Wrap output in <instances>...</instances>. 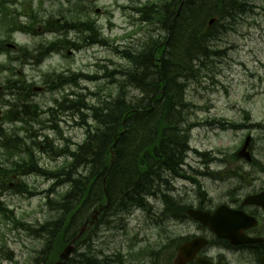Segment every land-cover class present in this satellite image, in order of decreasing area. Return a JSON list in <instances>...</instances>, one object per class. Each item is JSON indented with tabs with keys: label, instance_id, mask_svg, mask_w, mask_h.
<instances>
[{
	"label": "rangeland",
	"instance_id": "1",
	"mask_svg": "<svg viewBox=\"0 0 264 264\" xmlns=\"http://www.w3.org/2000/svg\"><path fill=\"white\" fill-rule=\"evenodd\" d=\"M86 1H88V4L96 2V8L92 9L94 12L93 18L97 22L99 30L111 41L112 46L138 45L142 38L147 35L148 30L152 31L154 29L152 26L149 27L146 24L139 23L137 20L140 19V16H133L136 14L134 9L122 8L129 7L130 4L127 0ZM134 1L140 3L142 0ZM12 2L8 5V9L14 15H17L18 12L21 15L26 13V16L29 15L30 17V10H33L32 14H37L40 23H44L52 12L58 11L60 5L69 6L64 0H12ZM253 4V11L248 10V13L240 18L238 27L236 26L234 30L222 34V41L219 42V46L220 49L228 52L227 56L224 59L214 60L213 64L204 69L200 77L196 79L199 82L192 83V81L190 83L187 102L191 105L193 111V115L189 117L190 121L201 125V127H196L192 131L191 146L198 151L208 153L211 157L223 158V162H221L223 165L216 161L217 163H214L212 170H219V168L223 170L226 168L228 172L242 170L247 174V182L253 181L252 179H261L264 182V174L260 172L261 169H264V0H254ZM18 18L21 19L22 23L28 21V17L21 18V16H18ZM141 27L142 30H140ZM131 31H135V35L127 37V34ZM7 35L6 29L0 24L1 39L5 40L8 37ZM43 36V42L46 43L56 37L49 33ZM10 38L11 42L5 41L7 48L11 49L10 43L14 42L20 44L21 50L30 48L35 51L40 43V40H33L31 36L21 35L20 33ZM69 38L75 39L73 42H79L78 34H70ZM106 47H85L72 56L70 55L66 61L62 58L46 61L43 68L37 67L34 69L23 65L22 61L19 60L11 66L13 69L12 75L6 71H0V87L5 88L8 83L13 84L21 81L43 85L46 78L53 77L55 71H61L64 68H69V70L78 73L80 69L85 73L97 72L99 71L97 65H100V61L104 59L126 66L124 61L113 54L109 46ZM4 59V56H0L1 65H5ZM23 59L28 62L30 58L25 57ZM116 67L115 65L114 68ZM93 87V85H89V88L94 89ZM69 90L67 88V91ZM53 96L58 100L62 99L63 95L54 90V93L52 91L49 93L48 91L46 93H36L32 98L35 99L36 103L43 105L45 111H47L51 108L50 105L53 104ZM3 101L14 103L8 93L4 94V91L0 95V105ZM7 111L8 108H5L4 112ZM247 116L250 118L249 121L246 120ZM39 119L48 126L46 123L47 120L49 121L48 114L39 116ZM69 121V118L64 117L61 127L54 133L48 132L47 129L44 130L43 133H49L50 139L54 141V148L57 147L56 142L65 139V136L71 138L74 143H79L84 139L85 132L81 129H73ZM41 122L26 124L24 122L10 123L5 120L3 128L8 132L19 129L23 131L21 132L23 134L26 129H35L34 127L39 124L40 126H37V128L42 127ZM258 124L260 126L256 127ZM236 125L237 129L230 128ZM29 131L33 130L30 129ZM33 133L32 135L35 136L34 131ZM36 136L38 138V133ZM247 137L252 138V152L255 157L254 162L251 164H248L244 159L236 160V154L240 151ZM4 154L0 150V161H3ZM189 157L192 165L195 163V168L200 173L210 172L211 167L205 165V159L200 161L196 160L197 158L194 155ZM41 163V166L45 169H54L63 162L61 158L47 157ZM44 166H47V168ZM194 178L197 184L191 181L175 182L178 189L177 197H184L193 202L198 200L199 189H201L212 200L210 203L220 204L228 199L229 191L235 184V181H229L227 185H218L209 175L194 176ZM11 180L13 181V179ZM21 181L28 183L36 193L49 189V184L44 183L42 179L36 176L23 177ZM248 185H251V183ZM259 186L262 187L261 183ZM39 197L38 194L33 197H26L14 196L11 195V192L3 193L5 204L14 211V216L29 225L36 226L53 217L46 214L48 213L47 210H42L43 201ZM152 208L154 209V207ZM153 214V211L136 212L132 217L133 219L127 222V227L123 232H120L121 229H108L101 224L99 228L95 229L97 231L93 245L95 251H105L106 254L108 252L117 253L120 249L125 252L134 247L136 250L131 252L133 258L128 256L126 261L132 260L130 261L131 264H150L152 262L151 255H147L145 251L149 252L150 247H154L158 233V226L154 224L157 221L153 223L151 220ZM119 218H122V216L119 215L114 219L116 223H119ZM2 220L3 218L0 216V221ZM158 222L161 221L158 220ZM162 223L167 225L166 221H162ZM159 236H164L161 230H159ZM2 244L6 245L5 247L11 252L10 255L13 253L14 262L5 260L9 253L6 254V250L1 251ZM64 244L65 241L63 243L61 239L57 241V247L50 257L52 263L58 260L64 249ZM40 248L41 244L30 239L24 232L16 233L12 224L8 226L5 223H0V264H35L31 257L36 256Z\"/></svg>",
	"mask_w": 264,
	"mask_h": 264
},
{
	"label": "trees",
	"instance_id": "2",
	"mask_svg": "<svg viewBox=\"0 0 264 264\" xmlns=\"http://www.w3.org/2000/svg\"><path fill=\"white\" fill-rule=\"evenodd\" d=\"M212 1V5L207 6L211 7V10L207 11L203 7L206 2L202 0L198 2L185 0V3L181 7L183 20L180 21L179 19L174 25L172 24L173 29H175L170 30V32L172 31L171 34L168 29H170L169 22L172 20L174 12H169L168 9L173 4L179 7L180 1L157 0L155 3L146 4L142 8L135 10L138 16H140V21L149 27H156L158 34L155 36L154 33L148 30L147 35L142 38V41L138 45H135V48L134 46L113 48L115 54L126 63V66L120 65L117 69L112 68L111 70H107L108 81L106 85L108 86H106V90L105 87L99 86L96 92L93 93L94 97L99 100V104L90 109L94 113V118H92L95 121L94 126H97V133L90 137L88 136L84 143H77L76 148L72 147L71 141L62 140L65 141V144L62 143L60 154L65 163L56 174L62 184L63 196L61 199L57 198L49 202V206L59 212L60 219L59 222L50 225L48 230L51 232L57 230L60 234L59 239L63 243L65 239L70 240V238L74 237L89 219L91 212L99 204L106 203L107 199L110 203L108 211H110L111 215L125 211L130 212L134 208L147 209L148 204L146 201L152 196L156 186L162 183L161 178L164 172L170 170L177 174L180 173L184 162L183 159L184 157L186 158V152L188 151L185 152V144L190 132L183 134L181 131H175L176 135L168 136L169 138L166 137V123L170 121L172 115L173 96H171V93L176 92L173 89V85L180 86V94H182L184 93V87L189 83L187 79L185 84L181 86L180 77H177V75L181 72V68H187L190 72L189 77L192 76L195 72L194 63L201 62L202 59L206 60L209 57V43L219 33H223L220 32L221 27L219 23L221 20H225L228 17L233 18L236 13L249 10H239L236 7L229 8L225 0ZM214 3L216 5L213 6ZM58 17H62L64 20L57 21V18L51 15L44 22V25H42L39 22V17L34 14L31 17V26L35 28L41 25L48 32L55 33H67L78 30V32L84 34L80 36V42L85 43V45L99 44L109 46L107 39L103 38L96 21H91L86 11L73 8L69 10L59 8ZM214 18L217 19L216 23L212 27H208V21ZM187 20L201 21L202 26L199 29L190 30L185 25ZM14 26L16 27L17 25L14 24ZM176 31H179L182 39L177 42L170 41L168 39L169 36H174V32ZM190 32L192 33L191 36H189ZM59 42L53 43L50 48H58ZM168 59L170 60L168 61ZM102 68L104 70V67ZM175 68L176 70L174 71L173 69ZM198 69L197 78L202 70L201 67ZM145 80L159 81V87L156 88V84L151 85L153 88L150 86L143 87V93L140 98L124 116L127 124L131 126L139 120L147 121L156 114L159 117L161 115L164 117L156 121L157 124H160L157 130L158 137L153 136L151 141L146 143L150 147L141 156L136 152L126 149L127 146H130V143H124V139L127 136L131 142V131L127 130L123 135L117 134L113 132L114 123L104 122L100 116H103V113H105L107 117L113 119L115 115L125 108L126 100L123 96L125 95L127 98V96L132 94L128 91V87L135 88L139 82ZM125 86L126 88L124 89ZM11 91L14 99L19 102L18 105L25 109V105L20 104L22 95L12 89ZM64 102L75 104L70 107L68 106V108L64 104L63 107L66 108L65 110L69 114L78 112L79 117L76 118V126L84 130V132L85 130L87 131V124L89 123L87 116L84 115V109H87L88 106L85 100H77L75 102L65 100ZM13 107L14 109L18 108L17 105H13ZM15 113L16 111H13V114ZM176 114L175 118L178 119L177 121L184 120L182 111L181 114L178 112ZM36 115L34 111H31L28 114L29 121H36ZM22 116H26V111L23 112ZM122 118H120L121 121ZM186 123L187 125L192 124L189 119L186 120ZM187 129L190 130V127L188 126ZM0 134H3L1 128ZM25 137L27 135L22 139H4L0 141V148L6 151L7 157L12 155L14 151L24 152L22 147L24 146L23 139ZM164 137L166 138V144H169L168 151L163 152L161 149L158 151V154H155V147L160 146L155 142ZM46 148H50V145L46 144ZM112 150L116 151L117 154L113 158L114 165L109 173ZM27 152V160L30 163H34L33 151L27 148ZM22 160L25 161L24 159ZM36 166L35 169L28 170L25 169L26 166L21 167L20 171L25 173H47L46 171L37 169ZM56 174H54V177ZM9 176L10 174L6 169H1L0 166V192L9 189ZM104 180H106L107 185L105 191H107L109 197H105L104 195V187H102ZM19 188L25 190V186L23 185ZM92 194H94V197H92ZM176 205L171 207L175 212L178 208ZM0 216H2V221L6 225L12 223L16 231L25 230L29 235L35 236L37 239L41 237L39 235V228L34 225L28 226L15 219L13 212L1 200V196ZM49 234L51 235V233ZM53 234L50 238L48 249L54 245V241L57 238V235ZM50 250L52 251V249ZM50 250H48V253ZM48 253L44 250L40 251L36 261L37 264H42L45 259L44 257L48 258ZM92 257L90 254L75 255L67 264H103Z\"/></svg>",
	"mask_w": 264,
	"mask_h": 264
},
{
	"label": "bare ground",
	"instance_id": "3",
	"mask_svg": "<svg viewBox=\"0 0 264 264\" xmlns=\"http://www.w3.org/2000/svg\"><path fill=\"white\" fill-rule=\"evenodd\" d=\"M180 1V5L179 7L177 6H169L168 11L169 12H174L173 16H172V20H170L169 22V27L170 29H168V31L170 32L171 29H173V25L176 21H178L180 19V21L183 20V13L181 12V7L183 6V4L185 3V0H177ZM193 1H200V0H193ZM204 2H206L203 6L204 8H206L207 11L211 10V7H207V6H211L213 1L212 0H202ZM219 1V0H218ZM226 1V5L229 8H238L239 10H244V9H249L252 10L254 9V0H225ZM217 3V1H216ZM216 3L213 4L216 5ZM248 13V11H244V12H238L236 13L233 18L232 17H228L225 20H221L220 21V32L223 33H227L229 31L234 30V28H236V26L238 27V25L240 24V18H242V16L246 15ZM263 13H264V8H263ZM261 15V14H260ZM262 16V15H261ZM264 17V14H263ZM262 17V18H263ZM217 19H210L208 21V27H212L215 23H216ZM239 22V23H238ZM212 23V24H211ZM173 24V25H172ZM185 25L187 27H189L190 30H196V28H200L202 26L201 21H196V20H187V22L185 23ZM151 27V26H150ZM175 29V28H174ZM173 29V30H174ZM150 31V30H149ZM167 31V32H168ZM152 33H154V35L156 36L158 34V29L156 27H154V29L151 31ZM164 32V31H163ZM82 33V32H81ZM165 33V32H164ZM172 33V31L170 32V34ZM174 36L170 35L169 36V40L173 41V42H177L180 41L182 39L181 35L179 34V31L174 32ZM222 33V34H223ZM191 32L189 33V36H191ZM222 34L219 33L216 37H214L211 42L209 43V57L204 60L202 59L201 62H195L194 63V74L192 76L189 77V70L187 68H181V72H179V74L177 75V77H180V85L183 86L186 82V80L188 79L189 83L187 86L184 87V93L180 94V90L181 87L178 85H173V89H175L176 92L171 93V96H173L172 98V115L170 117V121H167L166 125H167V135L168 136H174L176 135V132L181 131L183 134H186L187 132H190V135L188 136L189 138L187 139V143L185 144L186 147V154L189 155H194L195 158H197L196 160H203L205 159V165H207L210 168V172L208 173H204L209 175L210 178L213 179V181L218 184V185H227L229 182V178L231 177L232 179H238V178H243L244 174L241 170H234L232 172H228L226 173L225 170L220 169L219 170H212L214 163H217L218 161L220 162L221 165H223V158H219V157H211L208 153L205 152H201L198 151L196 149H194L191 146V132L193 131L192 129H194L196 126L201 127L200 124H198L197 122L193 123L192 121H190L192 124L187 125L186 120H190V116L193 115V111L189 105V103L187 102L188 99V95L190 93V83H195V82H199L198 79L202 73V71L206 68H208L211 64L214 63V60L216 59H224L228 52L226 50H222L220 49L219 46V42L222 41ZM82 35H84L82 33ZM166 35V34H165ZM135 48V46H134ZM61 53H63L62 50H56L50 53H46V54H41L37 57H35L31 63L24 61V59L22 58V64L26 65V66H30L31 68H37V67H42L43 65H40V63L50 57V56H57L60 55ZM170 59H168L169 61ZM101 68L102 70H99L97 72H93V73H78V74H71V75H67V76H60L58 77L54 82L50 83V87L53 89H58L59 91H61L62 93V99H58L54 102L53 107L51 108L53 112H57L62 118L67 117L70 119V123L71 124H75L76 123V118L79 117V113L78 112H74L75 114H69L67 113V111L65 110L66 108L63 107V105L65 104V106L68 108V106H72L75 105L73 103L70 102H64L65 100H69L71 102H75L77 100H85L88 108L84 109L85 114L87 116V121L89 124L88 125V130H85V134H84V139L81 141L82 143H84L86 141V139L88 138V136H92L93 134L97 133V126H94V113L92 112V110H90L91 108H94L95 106H97L96 104H99V100L96 99L94 97V92H96V89H98L99 86L105 84L108 80H107V75H108V71L107 70H111L114 67V63L113 61L109 60V59H104L103 61H100ZM199 67H201V73L198 76V72H199ZM156 70V68H155ZM174 71L176 70L173 69ZM150 84V85H149ZM156 84V88L159 87V81H153V80H145V81H141L137 84V86L135 88H132L131 86L128 87V91L130 93H132L131 95L126 96L124 95L123 97L126 100V104H125V108H123L117 115H115V117L113 119H110V117H107L105 115V113H103V116H100L102 118V120H104V122H110V124L114 123L113 126V132H116L117 134L123 135L126 133L127 130L131 131V142L129 141V138L126 136L124 139V143H130V146H127L126 149H129L133 152L138 153L139 155H143L144 151H147V149L150 147L148 145H146L147 142L151 141V139L153 138V136L158 137V127H160V124H157L156 121L159 120V118L164 117L163 115H161L159 117L158 114L154 115L152 118H150L147 121H143V120H139L137 121L136 124H132L131 126H129L126 122L125 119V115L126 113H128V111L130 109L133 108V104L136 103V101L140 98L141 94L143 93V87L144 86H150L151 85H155ZM14 88L13 91L19 92L22 97V101L21 104L25 105V107L30 108L31 110L37 111L39 110V106L38 103L35 102V99L32 98V96H35V94L30 93V88H31V84L27 83V82H15L13 83ZM89 85H93L94 89L89 88ZM67 88H69L70 90L67 91ZM126 88V86L124 87V89ZM153 88V87H152ZM179 94V95H178ZM133 100V101H132ZM75 110V108H74ZM73 110V111H74ZM182 111V116L184 118V120H180L177 121L178 119L175 118V116H177V112L181 114ZM83 113V112H82ZM93 117V118H92ZM124 117V118H122ZM187 117V118H186ZM122 118V121L121 119ZM19 119V117H18ZM249 116L246 117V120L249 121ZM165 123V122H164ZM134 125V126H133ZM173 125V127H172ZM190 127V130L187 129V127ZM259 127L260 124L256 125V127ZM59 127H61V123L56 124V128L57 130L59 129ZM186 127V128H185ZM222 127V126H221ZM230 128L237 129V125L236 126H231ZM251 128V127H250ZM156 129V132H155ZM222 129H224V127H222ZM176 131V132H175ZM135 136V139H134ZM0 137H4L3 134H0ZM169 138V137H168ZM65 140H69L72 142V147L75 146L77 143H74L72 141L71 138H68L65 136ZM248 139L245 140L244 144L242 145L240 151L236 154L239 155L240 152H242V150L244 149L246 143H247ZM155 143H157L160 146L155 147V154H158L159 150H163V152L168 151L169 149V144H166V138H162L160 140H157ZM190 147V148H189ZM22 149H25V145L22 147ZM48 152H57L58 150L56 148H52V146H50V148H47ZM53 149V150H52ZM125 149V150H126ZM74 150V149H73ZM247 153H250L253 155L252 152V140L250 139L248 148L246 150ZM14 153L16 154L17 152L14 151ZM39 158L37 156H34V163H30L25 169H35V166L39 163ZM120 160V159H119ZM195 160V161H196ZM183 164L181 166V170L180 173L177 174L173 171L170 170H166L161 178V184L157 185L156 188L154 189V192L152 194V196H150L149 198H151V202L152 205L150 207V211H153L154 214L151 217L152 222H156V223H162V221H164V219L167 217V213L168 211L171 209V207H174L178 200L176 198V193L178 192L177 188H176V184L174 182V180L172 179H176L179 178L177 181H183V182H192V179H195L194 176H196V174L199 173V171L195 168V163L192 165V163L190 162V157H184L183 159ZM217 161V162H216ZM225 162V161H224ZM49 166V164H47ZM114 165V159L111 158L110 160V167H109V173L112 169ZM47 168V166H44ZM263 174H264V169H261ZM189 172V175H188ZM108 173V174H109ZM253 181H249V182H243L241 183V186L243 188L246 189H250L252 187V184H256L259 185L261 183V186H263L264 182L261 179H252ZM251 185H248L250 184ZM102 187H104V195L105 197H109L107 191H105V187H107L106 185V180H104V182L102 183ZM11 195L17 196L14 192H11ZM236 196V192L232 191L231 196L225 200L223 203L227 204V205H231L232 200L235 198ZM92 197H94V194H92ZM1 200L5 203L3 196H1ZM198 206L201 207L202 210L204 211H211L213 210L217 205L216 203H210L209 197H205V193L202 191H199L198 193ZM154 207V209L152 208ZM190 208L183 206L180 209H178L175 213L176 218H179L182 216V214H184V212L188 211ZM119 215L122 216V218H119L118 221L119 223H116V221L114 219H116ZM152 215V213H151ZM125 216V217H124ZM125 218V219H124ZM133 218L130 217L129 213L127 211L123 212V213H117L116 215H110L108 217V219L106 220V222L104 223L105 227H118L121 229H124L127 227V222L131 221ZM114 220V221H113ZM161 221V222H158ZM117 224V225H115ZM84 226V225H83ZM82 226V227H83ZM81 227V228H82ZM244 227V226H242ZM240 227V228H242ZM39 235L44 234L46 232V227H40L39 228ZM250 242H256V241H250ZM249 242V243H250ZM168 241L166 240L164 242V248L168 247ZM48 247H46L44 249V251H46L48 253V250L52 249V251L50 250V252L48 254H52L53 252V248L52 246H50V248L48 249ZM84 255V254H89L88 249H85L84 251L80 252L77 255ZM76 255V256H77ZM106 264H122L120 262H115L113 261L112 263H107Z\"/></svg>",
	"mask_w": 264,
	"mask_h": 264
},
{
	"label": "flooded vegetation",
	"instance_id": "4",
	"mask_svg": "<svg viewBox=\"0 0 264 264\" xmlns=\"http://www.w3.org/2000/svg\"><path fill=\"white\" fill-rule=\"evenodd\" d=\"M47 114L49 118L48 126L41 123L43 126L40 128H37L40 124L35 126L34 132L35 136L37 133L38 137L43 136L44 143L48 142L50 146L54 147V141L50 139V134L43 132L45 129L52 133L57 131L54 124L58 123L61 116L57 112H53L52 109L48 110ZM56 144L58 145V142ZM40 151L42 154H48V149L44 146H41ZM54 154L55 152L49 153V158L53 157ZM38 161L39 164H42L43 160L40 157ZM10 164L13 165L15 163L10 162ZM260 194H264V184L260 187L253 183L250 189L244 188L231 202V207L235 211L242 212L253 220L248 223L244 235L247 240L256 242L232 244L218 238L208 228L189 218L186 215L187 211L181 217L176 218V212L170 209L164 219L167 225L157 227L156 249L151 264H178L179 248L199 239L205 240L207 242L206 245L186 264H198L197 260L209 261L213 264H264V209L259 206L246 205L247 198L259 196ZM197 204L194 205V208H201ZM159 230L164 233L163 237L159 236ZM166 240L169 244L167 248H164Z\"/></svg>",
	"mask_w": 264,
	"mask_h": 264
},
{
	"label": "water",
	"instance_id": "5",
	"mask_svg": "<svg viewBox=\"0 0 264 264\" xmlns=\"http://www.w3.org/2000/svg\"><path fill=\"white\" fill-rule=\"evenodd\" d=\"M212 24V23H211ZM249 142H250V139H248V141H247V143H246V145H245V147H244V149L242 150V152H240V154H239V156H241V157H244V158H246L248 161L250 160V155H249V153H247L246 152V150H247V148H248V145H249ZM256 204H258V205H261V206H263L264 207V202H257L256 201ZM220 212H222L223 214H221L220 216H222V217H228L227 218V220L230 222V220H231V218H232V213L229 211V210H227V209H225V208H222V209H220ZM190 214H192L194 217H198V218H201L202 219V217L201 216H199L198 215V213H196V212H189ZM229 225V224H228ZM224 226V227H213L214 228V230H216V231H221V232H231V227L230 226ZM188 248V247H187ZM187 248H182L181 250H180V259H181V263L182 264H184L185 263V257H184V254L186 253L185 251L187 250ZM74 251V248L72 247V246H69L68 248H66L65 249V251L62 253V255H61V262H59V263H57V264H63V261H67L68 260V258H69V256L71 255V253Z\"/></svg>",
	"mask_w": 264,
	"mask_h": 264
}]
</instances>
